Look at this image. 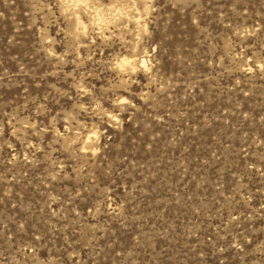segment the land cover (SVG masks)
Returning <instances> with one entry per match:
<instances>
[{
	"label": "rangeland",
	"instance_id": "374dc122",
	"mask_svg": "<svg viewBox=\"0 0 264 264\" xmlns=\"http://www.w3.org/2000/svg\"><path fill=\"white\" fill-rule=\"evenodd\" d=\"M0 264H264V0H0Z\"/></svg>",
	"mask_w": 264,
	"mask_h": 264
},
{
	"label": "bare ground",
	"instance_id": "6f19581e",
	"mask_svg": "<svg viewBox=\"0 0 264 264\" xmlns=\"http://www.w3.org/2000/svg\"><path fill=\"white\" fill-rule=\"evenodd\" d=\"M76 20H77L79 25L83 24L80 17L77 16ZM139 62L141 63L142 66H145V64H146L145 59H141ZM136 65H137V62L130 61L129 59H123L120 66H121V68L130 67V68L135 69Z\"/></svg>",
	"mask_w": 264,
	"mask_h": 264
}]
</instances>
